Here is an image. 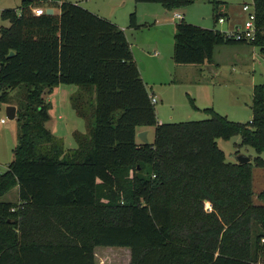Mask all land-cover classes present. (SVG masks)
<instances>
[{"label": "trees", "instance_id": "16d2710c", "mask_svg": "<svg viewBox=\"0 0 264 264\" xmlns=\"http://www.w3.org/2000/svg\"><path fill=\"white\" fill-rule=\"evenodd\" d=\"M135 1L179 10L194 0ZM209 2L216 22L225 2ZM252 2L251 40L175 23L174 63L202 64L220 45L264 55V0ZM47 7L59 14L34 12ZM0 17L8 22L0 26V103L16 106L18 125L13 159L0 173V198L17 189V203L0 199V264H95V247L128 248L129 264H264V203L252 200V166L264 168V84L253 86L246 122L212 107L204 119L158 122L111 20L66 0H21ZM58 84L87 88L72 95L86 132L70 150L45 126L42 94ZM18 86L24 97L10 98ZM146 125L154 139L137 143L136 128ZM235 134L255 151L252 160L226 161L217 139Z\"/></svg>", "mask_w": 264, "mask_h": 264}, {"label": "rangeland", "instance_id": "374dc122", "mask_svg": "<svg viewBox=\"0 0 264 264\" xmlns=\"http://www.w3.org/2000/svg\"><path fill=\"white\" fill-rule=\"evenodd\" d=\"M93 9L100 16L118 24L126 34L130 49L134 54L140 77L149 94L156 98L153 103L159 122H181L200 120L209 115L204 111L212 107L228 119L246 122L252 116L250 108L254 85L264 84V56L254 47L241 52L244 61L234 60L232 45H220L212 60L202 64H176L172 59L173 33L175 23L183 20L205 28H216L228 32L241 28L245 19L242 5H252V0H221L219 6L225 22H214L209 0H194L179 10L165 9L156 2H136L135 0H66ZM21 0H0V13L5 8L17 9ZM44 10V8H39ZM182 13V19L176 17ZM227 16L229 18H227ZM8 22L0 17V26ZM235 26V27H234ZM154 51L156 55H154ZM253 51V52H252ZM75 84L52 86L42 94L49 102L46 128L58 131L55 136L62 141L65 150L76 147L71 129L85 130V121L78 117L71 105ZM21 86L8 90L9 97H24ZM94 90V89H93ZM73 95V96H72ZM15 100H11L14 102ZM6 104L0 103V173L6 171L13 159V148L17 144V121L8 119ZM60 116V118H58ZM146 132L147 142L154 139V126H141ZM48 129V130H49ZM137 136V133H136ZM239 134L229 139H217L224 151L226 161L235 162L239 156L252 158V147L240 144ZM141 142V140H140ZM16 187L6 193L1 200L17 203ZM252 200L255 204L264 203L258 197L264 191V168L252 166ZM96 264H129L130 254L124 247H98Z\"/></svg>", "mask_w": 264, "mask_h": 264}, {"label": "crops", "instance_id": "0c3cea01", "mask_svg": "<svg viewBox=\"0 0 264 264\" xmlns=\"http://www.w3.org/2000/svg\"><path fill=\"white\" fill-rule=\"evenodd\" d=\"M50 8H52L53 9V13L52 14H59V9L57 8V7H50ZM90 10V9H89ZM90 11H92V12H94L95 10H93V9H91ZM177 12H179V11H177ZM94 13H96L97 15H101V14H99L98 12H94ZM182 14V13H181ZM227 18H229L228 16H227ZM113 22V21H112ZM224 22H225V18H224ZM115 23V22H114ZM116 24V23H115ZM118 27H120L118 24H116ZM235 27V26H234ZM121 28V27H120ZM122 29V28H121ZM123 30V29H122ZM232 30H234L233 28L232 29H230L229 31H232ZM123 32H124V34H125V31L123 30ZM125 37H126V34H125ZM127 39V38H126ZM232 49H230V50H232V52H233V55H234V57L233 58H235L234 60H238L239 62H241V61H244L245 60V58L243 57H241V52L239 53V51H241V50H243V51H248L250 48L251 49H253L254 47L253 46H250V45H232V46H230ZM218 48H219V46H218ZM218 48H217V46L214 48V51H213V56H212V59L214 58V56H215V52H216V50H218ZM132 52V51H131ZM155 52V51H154ZM253 52V51H252ZM156 53V52H155ZM260 53V52H259ZM261 54V53H260ZM132 55H133V59H134V61H135V63L137 64V62H136V60H135V58H134V54L132 53ZM264 56V55H263ZM211 59V60H212ZM139 70V69H138ZM139 74H140V72H139ZM59 85V84H58ZM85 90H87V88L86 87H82V86H78V85H76V88H75V90H74V92H77V91H85ZM149 94V93H148ZM91 96H94V90L93 89H91ZM151 96H152V94H149V97L151 98ZM75 111V110H74ZM76 113V112H75ZM76 115H77V113H76ZM78 117H80V118H82L84 121H85V119L83 118V117H81V116H79V115H77ZM51 118V117H50ZM49 118V119H50ZM58 118H60V116L58 117ZM158 122H159V120H157ZM49 129V128H48ZM55 126H54V128L51 130V129H49V131L53 134V135H55V133H53V131L55 132ZM143 130V128L140 126V127H137L136 128V133H139V132H141ZM86 132V121H85V130H78V129H76V128H74L73 127V129H71V133H72V135L74 136L76 133H85ZM56 133H58V131L56 130ZM74 139H75V136H74ZM75 142H76V140H75ZM136 142L137 143H140V139L136 136ZM77 145V144H76ZM98 247H95L94 248V254L96 255V249H97ZM127 250H128V252H129V249L127 248ZM95 264H96V259H95Z\"/></svg>", "mask_w": 264, "mask_h": 264}, {"label": "built area", "instance_id": "2783aa9c", "mask_svg": "<svg viewBox=\"0 0 264 264\" xmlns=\"http://www.w3.org/2000/svg\"><path fill=\"white\" fill-rule=\"evenodd\" d=\"M45 12V10H43ZM42 10L38 9H34V12L36 14H41L43 12ZM242 11L245 13V19L244 22L242 24L241 28H235L232 31H228L226 33L228 34H232L236 37H244L245 39H253L254 38V32H255V27H254V19H255V12H254V7H253V3L250 6L249 4L245 3L242 5ZM176 13V17L181 19L182 18V14L180 12H175ZM218 22H224V18L220 17L218 19ZM154 55H156V53L154 52ZM150 101L152 103L156 102V98L155 96H151ZM1 123H4L5 120L3 118L0 119ZM206 207L208 209H210V206L208 203H206Z\"/></svg>", "mask_w": 264, "mask_h": 264}, {"label": "water", "instance_id": "95a60500", "mask_svg": "<svg viewBox=\"0 0 264 264\" xmlns=\"http://www.w3.org/2000/svg\"><path fill=\"white\" fill-rule=\"evenodd\" d=\"M45 13L46 14H52L53 13V9L50 8V7H47L45 9ZM12 54H13V51H10L9 55H12ZM5 114H6V117L8 119H15V117H16V106L12 105V104L6 105L5 106ZM137 137L141 140V142L147 143L146 132L141 131V132L137 133ZM236 161L238 163H245V162L249 161V157L239 156V157L236 158Z\"/></svg>", "mask_w": 264, "mask_h": 264}]
</instances>
